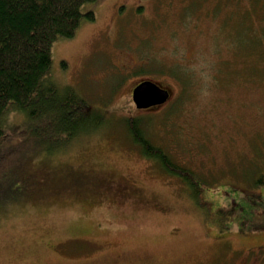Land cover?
Wrapping results in <instances>:
<instances>
[{"label":"rangeland","instance_id":"obj_1","mask_svg":"<svg viewBox=\"0 0 264 264\" xmlns=\"http://www.w3.org/2000/svg\"><path fill=\"white\" fill-rule=\"evenodd\" d=\"M156 1H101L94 22L84 21L73 39L55 43L52 75L116 120L145 119L168 144L189 129L198 161L180 163L195 167L199 193L191 185L181 192L179 182L144 160L121 124L113 134L82 140L61 161L60 173L73 163L92 175L93 186L79 192L62 177L64 189L50 195L49 181L38 182L29 201L0 212V264H264L260 253L239 252L246 249L244 235L249 245H264V221L257 217L264 210V184H258L264 176V38L260 58L242 62L228 39L235 30L232 41L245 44L240 30L246 11L256 28L264 26V0H175L170 7ZM145 17L144 30L121 25ZM136 31L147 40L130 42ZM145 80L173 93L152 113L140 112L132 101L135 86ZM187 89L192 94L181 99ZM152 118L164 125L160 132ZM10 119L18 124L24 117ZM6 137L4 146L15 142ZM173 142L169 147L176 150L185 144ZM34 146L42 147L39 153L58 152L41 142ZM40 171L41 162L28 160L19 177ZM104 179L115 190L95 187ZM253 226L262 228L252 233Z\"/></svg>","mask_w":264,"mask_h":264},{"label":"trees","instance_id":"obj_2","mask_svg":"<svg viewBox=\"0 0 264 264\" xmlns=\"http://www.w3.org/2000/svg\"><path fill=\"white\" fill-rule=\"evenodd\" d=\"M101 1L103 0H0V145L2 144L0 146V212L6 211L11 206H14L13 209H18L16 205L29 201L30 197L35 195L32 189H35L34 186L38 182L45 185L46 181H49L50 195L57 194L59 190L64 189L59 185L62 177L68 178L69 183L72 182L79 192H82L85 187L88 188L87 185L93 186L90 179L92 175L86 177L81 167L73 163L62 169L65 173H60L61 161H67L68 156L72 157L74 148L82 140H94L95 135L105 136L106 131L113 134L117 126L121 124L129 135L136 152L144 160L153 163L150 165L158 168L159 171H157L164 174L166 178L179 182L181 192L185 193L187 186L191 185L194 187V194L199 193V187L196 188L193 183L197 175L195 167L180 163L198 161L195 156L199 154L190 147L194 143L189 141V129L185 128L183 131L184 127L179 128L178 132L183 131L185 134L181 136L177 133L179 136L177 138V135L173 136L170 141L174 140L173 144L183 141L185 144L180 146V150H176L175 147L171 149L169 147L171 142L169 144L167 142L168 138L163 139L158 134L150 132L145 119L130 116L116 120L112 113L104 110L103 106L88 102L74 86L67 83L61 84L52 75V49L55 43L60 40L73 39L84 21L94 22V10L102 6ZM87 6H93V8L83 12ZM142 9L143 7H139L138 12H144ZM246 12L244 14L248 18L240 30V33L246 36L245 44H241L238 38L237 43L232 41V34L235 35V30L228 37L230 44L235 47V54L240 62L244 58L258 59L262 55L260 39L264 38V26L256 28L254 16H248ZM130 17L134 18V15ZM129 18L122 20L121 25H128L130 30H144L142 25L147 17L133 25ZM261 19L264 20V17L261 16ZM119 24L117 19V25ZM257 30L261 32L258 33ZM148 34H145L146 38ZM132 38L131 35V41ZM61 67L65 70L67 64L63 62ZM262 75L264 77V73ZM220 76L218 73L216 78ZM248 78L249 76L247 80ZM185 92L181 99H185L189 93L192 94L188 89ZM170 95L172 99L171 91ZM163 107L140 110V112L152 113ZM18 114H22L24 119L15 124L10 116ZM153 119L156 130L160 132L164 125L158 126L156 118ZM168 121L166 122L170 125ZM6 136L15 142L4 146ZM31 142H33L32 146L29 145ZM38 142L49 147L48 150L57 147L58 152L56 155L52 154L54 151L47 154L39 153L38 149L42 147L34 146ZM198 146L200 147V142ZM199 151L200 148H198V153ZM28 160L38 164L41 162L44 171H40L37 175L28 174L19 177L22 166ZM50 164L53 165L46 168ZM193 164L196 167H202L201 162ZM100 181L101 183L95 187H104L105 190H110L111 187L114 189L111 185L112 181L108 179ZM30 182L34 183L33 186ZM262 183L264 184V176L258 180L259 185ZM257 217L264 221V210L258 212ZM261 228L253 226L251 232L253 233L255 229L261 230ZM245 236L247 235H244L242 245L246 249L239 252L250 255L260 253L264 256L263 249L255 252L248 250L249 242ZM256 245L259 244L249 246Z\"/></svg>","mask_w":264,"mask_h":264},{"label":"water","instance_id":"obj_3","mask_svg":"<svg viewBox=\"0 0 264 264\" xmlns=\"http://www.w3.org/2000/svg\"><path fill=\"white\" fill-rule=\"evenodd\" d=\"M170 97V91L149 80L141 82L132 91V101L138 110L163 106Z\"/></svg>","mask_w":264,"mask_h":264},{"label":"flooded vegetation","instance_id":"obj_4","mask_svg":"<svg viewBox=\"0 0 264 264\" xmlns=\"http://www.w3.org/2000/svg\"><path fill=\"white\" fill-rule=\"evenodd\" d=\"M168 2H167V6L168 7H170L171 6V4H173L174 3V1H172V0H167ZM182 3H183V1H182ZM157 4H158V7H159V5H160V7H161V5L163 4V5H165L164 4V0H162V1H160V0H158L157 1ZM127 30H130L129 28H127ZM131 34V33H130ZM152 34V33H151ZM132 35V40H135V41H138V43H142V42H145L147 39H145V38H142V37H140V36H138L137 34H135L134 32L131 34ZM130 40V39H129ZM130 42H131V40H130ZM119 68H124L125 69V66H119ZM123 70V69H122ZM247 248H248V250L250 251V252H255L256 250H264V246H261V245H256V246H252V247H250L249 245L247 246ZM244 264V263H243Z\"/></svg>","mask_w":264,"mask_h":264}]
</instances>
